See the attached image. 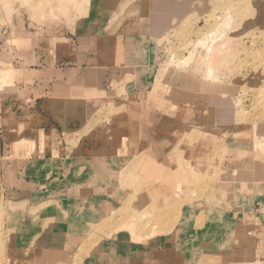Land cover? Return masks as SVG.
<instances>
[{"label":"rangeland","instance_id":"1","mask_svg":"<svg viewBox=\"0 0 264 264\" xmlns=\"http://www.w3.org/2000/svg\"><path fill=\"white\" fill-rule=\"evenodd\" d=\"M0 129V264H264V0H0Z\"/></svg>","mask_w":264,"mask_h":264},{"label":"bare ground","instance_id":"2","mask_svg":"<svg viewBox=\"0 0 264 264\" xmlns=\"http://www.w3.org/2000/svg\"><path fill=\"white\" fill-rule=\"evenodd\" d=\"M207 36H210V34ZM237 170L238 169L236 167L235 169L231 167L229 168L228 171L230 172L229 173L230 177H226L227 178L226 185L228 186V188L231 186L230 184L232 182H234L237 179L240 180V176L235 177L236 174L235 175L233 174ZM164 180L168 182L170 181V179L167 180L166 178ZM172 182L174 183V186H177L175 180ZM232 185L238 186L239 183L232 184ZM233 234H234L233 235L234 240L227 241L226 244L228 247V250H227L228 252L226 254L223 253L222 259L228 258L231 255H242L245 251L251 250V249H254V252L264 251V225L263 224H259V223L254 224L253 222L248 221L247 219L243 218L242 222L236 224V228H234ZM148 256H151V253L146 255V257ZM238 260L239 259H236V258L229 259L227 264H236ZM248 261H249L248 258L244 257L242 263L247 264Z\"/></svg>","mask_w":264,"mask_h":264},{"label":"crops","instance_id":"3","mask_svg":"<svg viewBox=\"0 0 264 264\" xmlns=\"http://www.w3.org/2000/svg\"><path fill=\"white\" fill-rule=\"evenodd\" d=\"M96 29L97 28H95V29L92 28V29H90V31H97ZM99 29H100V27H99ZM6 107H10V106H6ZM14 110L15 109L11 110L10 112H14ZM9 139H10V137H9L8 134H6L5 130L2 132V130L0 129V159L3 158L7 153H8V155H11V156L15 155V151L11 149V144H10V140ZM21 142H22L21 140H16L14 144H19ZM17 154L20 155L17 159H15V160H18V161L19 160H23V159H31V162L33 163L34 161L37 160V158H34L33 155H30L29 157H26L27 153H24L23 151H21V152L19 151V152H17ZM5 167H6V165L4 163V173H2L3 176L0 173V195L5 193L6 189L4 188L3 184L6 183V179L8 180V183L10 181H11V183L12 182H16V180L18 181V183H19V181L21 182V180L19 179L20 175L16 172V167H17L16 163H14V164L11 163V164H9V166H7V167H10V170L13 171V173L11 171V174H9V176H7V177L5 176V169H6ZM12 168H15V170H13ZM0 172H3V170H1V167H0ZM84 186L82 185L80 187L81 188H85ZM20 187H21V183L18 184V185L13 184L12 187L10 188L11 192L19 193V191H21V189H22ZM80 187L78 186L77 193L78 194L80 193L81 194V198H83L85 191L84 190L80 191V189H79ZM80 194L78 195V198H80Z\"/></svg>","mask_w":264,"mask_h":264}]
</instances>
